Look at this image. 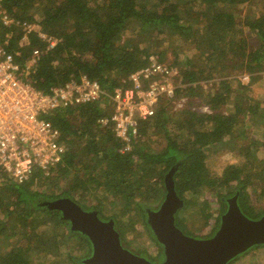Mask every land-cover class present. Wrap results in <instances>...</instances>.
Segmentation results:
<instances>
[{
    "label": "trees",
    "instance_id": "trees-1",
    "mask_svg": "<svg viewBox=\"0 0 264 264\" xmlns=\"http://www.w3.org/2000/svg\"><path fill=\"white\" fill-rule=\"evenodd\" d=\"M242 4L255 9L250 17L237 21ZM2 6L18 20L38 24L56 40L47 49V43L31 33L28 42L21 44L19 27L0 24V45L21 65L20 78L35 88L46 92L86 74L112 91L128 86L127 76L151 60H168L166 64L177 69L180 80L176 97L184 95L186 102L173 118L165 107L170 101H162L151 118L138 122V135L129 150H124L125 143L116 137L111 123L97 124V118L108 112L106 101L50 113L47 118L60 131L59 141L65 146L61 161L47 173L34 169L22 183L8 176L0 180V264H63L76 245L90 247L85 235L72 231L61 214L43 205L58 198H70L83 209L112 218L123 245L155 261L162 247L146 222L145 208H156L163 199L164 178L171 168L174 190L184 200L182 208L196 207L203 225L210 216V204L202 194L206 190L214 194L217 213L202 237L217 229L229 196L237 194L238 206L249 218L264 214L252 201V196H264V129L250 127L264 120V0H2ZM241 25L254 32L255 45H250ZM125 31L153 34L158 47L166 31L174 47L162 46L159 52L153 49L142 57L124 40ZM36 48L41 51L37 62L26 68L25 60ZM235 73H247L248 84L237 80ZM253 87L262 91L259 99L254 98ZM229 102L243 115L237 125L228 115L208 124L204 118L208 114H199L203 105L216 114ZM235 127L238 131L231 136ZM154 132L166 141L160 152L144 148ZM235 138L243 142L230 150H237L241 161L212 170L207 159L215 149L210 151L209 146L221 149ZM249 169L254 173L244 174ZM41 186L58 187L59 192L48 193ZM105 205L112 213L103 212ZM176 214L175 223L181 229ZM140 227L155 243L154 253L131 246L128 235L137 238ZM73 239L78 241L71 246ZM263 247H251L233 260ZM81 257L71 259L83 264Z\"/></svg>",
    "mask_w": 264,
    "mask_h": 264
},
{
    "label": "built area",
    "instance_id": "built-area-1",
    "mask_svg": "<svg viewBox=\"0 0 264 264\" xmlns=\"http://www.w3.org/2000/svg\"><path fill=\"white\" fill-rule=\"evenodd\" d=\"M0 24L19 27L21 44L28 42L31 33L44 40L47 49L56 42L38 24L6 12L2 0ZM40 52L33 49L23 66L35 65ZM20 67L0 45V174L9 175L17 183L26 181L34 169L47 173L61 161L65 146L59 141L60 131L47 118L56 109L106 101L108 112L97 118V124L111 123L116 137L125 143L124 150H129L132 138L138 135V122L151 118L162 101H170L173 110L181 109L186 102L184 95L176 97V69L156 60L130 73L128 86L112 91L81 74L44 92L20 78ZM200 111L212 113L206 105Z\"/></svg>",
    "mask_w": 264,
    "mask_h": 264
},
{
    "label": "water",
    "instance_id": "water-1",
    "mask_svg": "<svg viewBox=\"0 0 264 264\" xmlns=\"http://www.w3.org/2000/svg\"><path fill=\"white\" fill-rule=\"evenodd\" d=\"M171 168L164 178L165 193L155 209L146 210V222L162 247L163 258L155 263L121 245L114 220L103 221L97 210L81 208L70 198L45 200L49 210H58L69 220L70 229L85 235L91 245L83 264H228L256 245H264V214L253 219L237 203V194L226 198L215 232L205 238L185 234L175 223V214L184 206L173 187Z\"/></svg>",
    "mask_w": 264,
    "mask_h": 264
},
{
    "label": "rangeland",
    "instance_id": "rangeland-1",
    "mask_svg": "<svg viewBox=\"0 0 264 264\" xmlns=\"http://www.w3.org/2000/svg\"><path fill=\"white\" fill-rule=\"evenodd\" d=\"M238 8H240V15L241 18L236 19L237 21H240V19H244L245 17H250V14L252 13V10H254L255 8H253V5H249V4H242L239 5ZM242 28V32L243 34L248 38V40L250 41V45H255V34L253 31H251L250 29H247L244 25H241ZM124 40H127V42H130L133 46L134 49H136L139 54L142 57H146L147 52L148 51H153V49H155V52H159L162 49V46L167 47L170 49V47H174V43L170 42L168 40V35L165 31V33H163L162 35V46L158 47V43H154V36L153 34H145V35H135V34H131L128 31L124 32L123 35ZM183 53L187 52L186 48H182L181 50ZM151 56V55H150ZM168 57L171 58L170 54H168ZM165 63H169L168 60L164 61ZM163 62V63H164ZM176 75H175V84L176 85H180V80L177 77L178 75V71L176 69ZM234 76H236L237 80H241V82L243 84H248L249 81V76L247 73H235ZM261 82L264 83V71H262L261 73ZM237 80H235L236 82H233V85H236ZM262 86V85H261ZM207 83H205L204 88L205 90H207ZM258 87V86H257ZM257 87H253L254 89V95L256 99H259L262 96V91L257 88ZM171 104V103H170ZM167 112L169 114V116H172L173 118L176 117V115L174 113H176L177 111L173 110V108L171 107V105H165ZM200 111V109L198 110ZM201 114H207L206 112L200 111L199 113ZM219 115H228L229 117H231L233 119V121L235 122V125L241 123V121H243V115L241 116V114L239 113V110L237 107H235L234 105H232L231 102H229L225 107H223L222 111L217 112L216 114H208L206 117L204 116L205 119H209L207 121L208 124H212L214 121L219 120L220 117ZM253 125H255L256 129L258 131L264 129V120H258L255 123L250 124V127H252ZM237 128L235 127L231 136L235 135V132H237ZM181 139L178 140V142H180ZM239 142H243L242 139L240 138H235V140H233L232 142H230L229 144H227L224 148L220 149V145H216V146H209L210 151L214 150V153H210L209 157L207 159V164L208 166L212 169V170H221L225 165L229 164V163H238L241 161V159L238 157L237 155V150H230L232 149L237 143ZM166 146V141L164 139V137L157 133L154 132L151 134V136L146 140L145 143V150L148 152H160L164 149V147ZM237 146V145H236ZM258 159L262 157V153L259 152L257 154ZM259 164V161H258ZM253 174L254 172L252 170H248L246 172H244V174ZM4 175V176H2ZM5 176L10 177L9 175L3 173L0 175V180H2ZM45 186H41V189H44L45 191H50L48 193H58L59 189L58 187H53V188H44ZM223 192H225V190H222ZM186 197H190V194L188 193L186 195ZM202 197H204L205 199H207L209 201L210 204V209H209V213L210 216L208 218V220L206 221L207 224L205 223L203 225L202 220L199 219V217L197 216V211H196V207L194 206H189L187 208H181L177 214H176V218H178L180 224L183 225V232L187 235H190L192 237L195 238H204L202 236H206L207 233L210 231V227H211V222L214 219V217L216 216L217 210L215 207V200H214V194H212L210 191H204L202 194ZM252 201L254 204V207L257 211H264V196H252ZM93 201H91L92 203ZM103 212L106 213L107 215L112 213L111 209L109 208L108 205H105L103 208ZM137 238H133L132 235H128V239L132 240L131 246H138V247H146L147 251L149 253H154L156 250V245L155 243H153L151 240H149L147 233L145 231V229L143 227L139 228V233L136 235ZM72 242H70V245H74L75 243H77L78 240H71ZM79 245L75 246L71 252V254L67 257V260H65L63 262V264H78L75 261H73L72 257L73 256H82L85 254V252L87 251V246H85L84 248L80 249L78 248ZM72 255V257H71ZM72 258V259H71ZM231 264H264V247L263 248H256L252 251H249L248 253L240 256L239 258L233 260L231 262Z\"/></svg>",
    "mask_w": 264,
    "mask_h": 264
},
{
    "label": "flooded vegetation",
    "instance_id": "flooded-vegetation-1",
    "mask_svg": "<svg viewBox=\"0 0 264 264\" xmlns=\"http://www.w3.org/2000/svg\"><path fill=\"white\" fill-rule=\"evenodd\" d=\"M51 200H54V199H51ZM147 209H155V208L147 207V208H145V211H146ZM55 211H57V212L60 214V212H59L58 210H55ZM98 217H99L101 220H103V221H107V220H109V219H112V218H103L99 213H98ZM65 220L68 221V224H69V220H67V219H65ZM69 226H70V225H69ZM114 228H115V222H114ZM115 229H116V228H115ZM204 238H205V237H204ZM120 241H121V240H120ZM121 245H122L124 248L129 249L127 246L123 245L122 242H121ZM90 253H91V245H90V247H87V251L85 252L84 255H82V257L79 259V261L82 263V260H83V259H86V258L90 255ZM162 258H163V254H162V251H161V254H159V257L156 258V259H154L155 261H152V262H155V263L161 262V261H162ZM147 259H148V258H147Z\"/></svg>",
    "mask_w": 264,
    "mask_h": 264
}]
</instances>
